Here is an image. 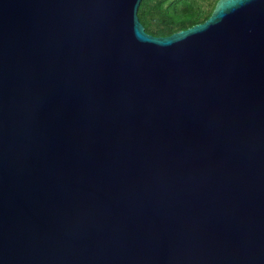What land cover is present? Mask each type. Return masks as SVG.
<instances>
[{"label": "water", "instance_id": "obj_1", "mask_svg": "<svg viewBox=\"0 0 264 264\" xmlns=\"http://www.w3.org/2000/svg\"><path fill=\"white\" fill-rule=\"evenodd\" d=\"M140 2L0 0V264H264V0Z\"/></svg>", "mask_w": 264, "mask_h": 264}, {"label": "trees", "instance_id": "obj_2", "mask_svg": "<svg viewBox=\"0 0 264 264\" xmlns=\"http://www.w3.org/2000/svg\"><path fill=\"white\" fill-rule=\"evenodd\" d=\"M218 0H141L137 16L146 33L169 36L204 22Z\"/></svg>", "mask_w": 264, "mask_h": 264}]
</instances>
